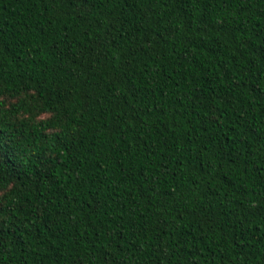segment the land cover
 Returning a JSON list of instances; mask_svg holds the SVG:
<instances>
[{
  "label": "trees",
  "instance_id": "16d2710c",
  "mask_svg": "<svg viewBox=\"0 0 264 264\" xmlns=\"http://www.w3.org/2000/svg\"><path fill=\"white\" fill-rule=\"evenodd\" d=\"M0 264H264V0H0Z\"/></svg>",
  "mask_w": 264,
  "mask_h": 264
}]
</instances>
